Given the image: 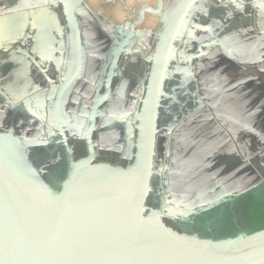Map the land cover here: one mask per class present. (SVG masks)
<instances>
[{"label": "flooded vegetation", "instance_id": "af4514ba", "mask_svg": "<svg viewBox=\"0 0 264 264\" xmlns=\"http://www.w3.org/2000/svg\"><path fill=\"white\" fill-rule=\"evenodd\" d=\"M121 0H0V135L49 205L73 189L130 182L139 116L163 24ZM264 0H196L171 44L143 216L199 241L233 239L242 197H264ZM107 181V180H106ZM224 238V239H223Z\"/></svg>", "mask_w": 264, "mask_h": 264}, {"label": "water", "instance_id": "95a60500", "mask_svg": "<svg viewBox=\"0 0 264 264\" xmlns=\"http://www.w3.org/2000/svg\"><path fill=\"white\" fill-rule=\"evenodd\" d=\"M156 1L155 10L143 7L139 17L158 13L162 4ZM195 2L178 0L163 24L142 100L130 182L111 176L73 189L76 175L90 163L88 147L87 158L68 170L56 198L45 205L11 142L0 135V264H264V229L199 241L143 216L165 66L177 29ZM247 130L264 144V135Z\"/></svg>", "mask_w": 264, "mask_h": 264}, {"label": "trees", "instance_id": "16d2710c", "mask_svg": "<svg viewBox=\"0 0 264 264\" xmlns=\"http://www.w3.org/2000/svg\"><path fill=\"white\" fill-rule=\"evenodd\" d=\"M241 200L242 229L247 235L264 229V197L255 199L248 194ZM222 237L234 238L235 236L226 230Z\"/></svg>", "mask_w": 264, "mask_h": 264}, {"label": "crops", "instance_id": "0c3cea01", "mask_svg": "<svg viewBox=\"0 0 264 264\" xmlns=\"http://www.w3.org/2000/svg\"><path fill=\"white\" fill-rule=\"evenodd\" d=\"M123 3H125L130 8H134L136 5H150V0H121Z\"/></svg>", "mask_w": 264, "mask_h": 264}]
</instances>
